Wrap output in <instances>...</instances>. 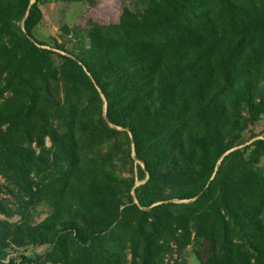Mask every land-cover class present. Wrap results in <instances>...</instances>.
<instances>
[{
  "label": "trees",
  "instance_id": "16d2710c",
  "mask_svg": "<svg viewBox=\"0 0 264 264\" xmlns=\"http://www.w3.org/2000/svg\"><path fill=\"white\" fill-rule=\"evenodd\" d=\"M29 1L0 0V257L47 249L0 264H264V134L237 147L264 0H130L70 50L33 38Z\"/></svg>",
  "mask_w": 264,
  "mask_h": 264
},
{
  "label": "rangeland",
  "instance_id": "374dc122",
  "mask_svg": "<svg viewBox=\"0 0 264 264\" xmlns=\"http://www.w3.org/2000/svg\"><path fill=\"white\" fill-rule=\"evenodd\" d=\"M32 1V0H31ZM123 6L132 7L130 0H78V1H64V0H39L38 7L41 13V19L37 25L32 29V36L35 40H41L47 45H52L55 40L57 43H62L63 46L70 50L76 42L72 39V34L75 32H82L87 27L88 22H98L107 24L116 22L118 14ZM66 27V32H63L62 27ZM48 47V46H45ZM104 111V109H103ZM264 134V113L261 114L260 119L255 122L248 123L241 134V139L244 144L251 142L254 139L261 138ZM45 144L48 141L45 139ZM236 147V148H237ZM135 171L133 169V175ZM126 172L123 176H127ZM141 181L133 178V186L139 184ZM0 198L15 204L16 201L10 196L6 190L3 189V181L0 177ZM132 194V193H131ZM8 204V206H10ZM34 221H38L45 216L47 209L44 210L41 206L36 209L28 211ZM0 219L8 222H16L18 216L12 214L10 217H5L0 214ZM47 249V245H40L36 247L26 246L15 248L14 251L7 250L1 261L6 262L7 258L17 257L19 253L22 255L40 254ZM183 259L185 264H197L190 247L183 250ZM174 257V256H173ZM17 259V258H16Z\"/></svg>",
  "mask_w": 264,
  "mask_h": 264
},
{
  "label": "water",
  "instance_id": "95a60500",
  "mask_svg": "<svg viewBox=\"0 0 264 264\" xmlns=\"http://www.w3.org/2000/svg\"><path fill=\"white\" fill-rule=\"evenodd\" d=\"M32 2H33V0H32V1L30 0V1H29V5H30ZM29 5H28V6H29ZM118 129H119V128H118ZM124 129L126 130V128H124ZM225 153H226V152H225ZM225 153H224V154H225Z\"/></svg>",
  "mask_w": 264,
  "mask_h": 264
}]
</instances>
